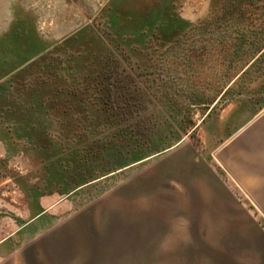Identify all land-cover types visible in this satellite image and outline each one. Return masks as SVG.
I'll list each match as a JSON object with an SVG mask.
<instances>
[{
    "label": "rangeland",
    "instance_id": "rangeland-1",
    "mask_svg": "<svg viewBox=\"0 0 264 264\" xmlns=\"http://www.w3.org/2000/svg\"><path fill=\"white\" fill-rule=\"evenodd\" d=\"M263 109L264 0H0V264H264L193 176Z\"/></svg>",
    "mask_w": 264,
    "mask_h": 264
},
{
    "label": "crops",
    "instance_id": "crops-1",
    "mask_svg": "<svg viewBox=\"0 0 264 264\" xmlns=\"http://www.w3.org/2000/svg\"><path fill=\"white\" fill-rule=\"evenodd\" d=\"M193 160L194 165H197L193 174L195 185H199L204 193L208 192L209 196L227 202L232 201V192L239 190L244 192L250 202H264V109L227 138L215 151L213 159L209 157L207 162L206 158L200 156ZM209 163L222 169L223 178L213 172ZM137 186L129 189L128 196L124 197L125 193L117 194L111 202H155L156 194L148 193L150 188L145 187L147 193H141L142 188ZM57 206L47 207L43 214ZM7 240L9 237L1 241L0 246ZM18 255H12V259H19ZM21 259L24 262V255Z\"/></svg>",
    "mask_w": 264,
    "mask_h": 264
}]
</instances>
